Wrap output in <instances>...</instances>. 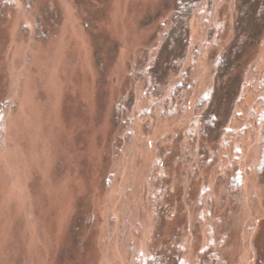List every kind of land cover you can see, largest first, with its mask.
Here are the masks:
<instances>
[{
	"label": "rangeland",
	"instance_id": "rangeland-1",
	"mask_svg": "<svg viewBox=\"0 0 264 264\" xmlns=\"http://www.w3.org/2000/svg\"><path fill=\"white\" fill-rule=\"evenodd\" d=\"M0 264H264V0H0Z\"/></svg>",
	"mask_w": 264,
	"mask_h": 264
}]
</instances>
